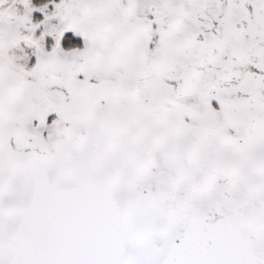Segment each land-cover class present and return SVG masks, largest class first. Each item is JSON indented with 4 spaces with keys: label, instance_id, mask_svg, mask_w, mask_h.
<instances>
[{
    "label": "snow or ice",
    "instance_id": "1",
    "mask_svg": "<svg viewBox=\"0 0 264 264\" xmlns=\"http://www.w3.org/2000/svg\"><path fill=\"white\" fill-rule=\"evenodd\" d=\"M0 264H264V0H0Z\"/></svg>",
    "mask_w": 264,
    "mask_h": 264
}]
</instances>
